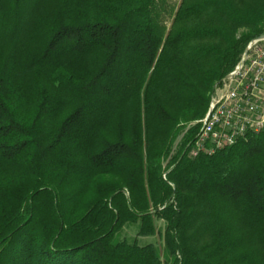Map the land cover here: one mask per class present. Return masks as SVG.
Instances as JSON below:
<instances>
[{
	"label": "trees",
	"instance_id": "obj_1",
	"mask_svg": "<svg viewBox=\"0 0 264 264\" xmlns=\"http://www.w3.org/2000/svg\"><path fill=\"white\" fill-rule=\"evenodd\" d=\"M168 1L0 0V264H264V132H185L264 0Z\"/></svg>",
	"mask_w": 264,
	"mask_h": 264
},
{
	"label": "built area",
	"instance_id": "obj_2",
	"mask_svg": "<svg viewBox=\"0 0 264 264\" xmlns=\"http://www.w3.org/2000/svg\"><path fill=\"white\" fill-rule=\"evenodd\" d=\"M246 52L215 88L205 117L194 124L198 131L186 146L190 158L212 156L264 132V32Z\"/></svg>",
	"mask_w": 264,
	"mask_h": 264
},
{
	"label": "rangeland",
	"instance_id": "obj_3",
	"mask_svg": "<svg viewBox=\"0 0 264 264\" xmlns=\"http://www.w3.org/2000/svg\"><path fill=\"white\" fill-rule=\"evenodd\" d=\"M180 0H169L168 3H169V6H173V5H177L179 4ZM169 24V23H168ZM213 94V93H212ZM211 94V95H212ZM211 100V98H210ZM197 121L191 123L188 125V127L186 128L185 132H188L189 129H191V127H194L195 123ZM179 142V141H178ZM177 142V145L175 146L174 148V151L172 152V155L173 153L175 154V151L179 145V143ZM169 162H170V158L168 160H166L163 164V169L165 171H167L168 169V166H169ZM164 171V172H165ZM113 181H120L118 180L116 177H112V176H106L105 178H102V180H99L98 183L100 182H103V183H111ZM125 194H126V197H129V193L127 190H125ZM154 210V208H152L150 211L152 212ZM164 227V222L163 221H158L157 222V228L161 229ZM138 229L136 227H130V228H126L124 229L123 233H122V239H125L129 242H132L133 240L137 239L138 240V243L140 245H146V244H149V243H152V244H156L157 246H161L163 244L162 240L158 237V236H154V237H149V238H140L137 236V231Z\"/></svg>",
	"mask_w": 264,
	"mask_h": 264
},
{
	"label": "water",
	"instance_id": "obj_4",
	"mask_svg": "<svg viewBox=\"0 0 264 264\" xmlns=\"http://www.w3.org/2000/svg\"><path fill=\"white\" fill-rule=\"evenodd\" d=\"M247 52L245 51L244 56H246Z\"/></svg>",
	"mask_w": 264,
	"mask_h": 264
}]
</instances>
